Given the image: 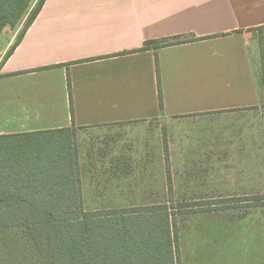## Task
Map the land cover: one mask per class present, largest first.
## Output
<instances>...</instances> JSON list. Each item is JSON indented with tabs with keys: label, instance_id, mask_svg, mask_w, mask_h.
<instances>
[{
	"label": "crops",
	"instance_id": "1",
	"mask_svg": "<svg viewBox=\"0 0 264 264\" xmlns=\"http://www.w3.org/2000/svg\"><path fill=\"white\" fill-rule=\"evenodd\" d=\"M261 28L264 0H46L9 56L2 32L0 135L72 130L90 213L130 208L132 182H160L167 159L187 184L258 167ZM177 38L198 41L146 48ZM208 257L193 264H227Z\"/></svg>",
	"mask_w": 264,
	"mask_h": 264
},
{
	"label": "trees",
	"instance_id": "2",
	"mask_svg": "<svg viewBox=\"0 0 264 264\" xmlns=\"http://www.w3.org/2000/svg\"><path fill=\"white\" fill-rule=\"evenodd\" d=\"M32 0H0V34L16 28ZM46 0L31 14L11 55ZM198 41L167 39L154 49ZM6 56V57H7ZM159 103L163 98L156 63ZM264 84V48L261 47ZM72 130L0 135V264H14L12 240L41 264H182L179 225L167 205L86 212L78 145ZM184 211V210H183ZM200 211H193L196 213ZM186 214V213H184ZM10 240V241H9ZM21 256L29 255L22 251Z\"/></svg>",
	"mask_w": 264,
	"mask_h": 264
},
{
	"label": "rangeland",
	"instance_id": "3",
	"mask_svg": "<svg viewBox=\"0 0 264 264\" xmlns=\"http://www.w3.org/2000/svg\"><path fill=\"white\" fill-rule=\"evenodd\" d=\"M39 2L40 0L31 1L17 28L4 29L9 36L13 33L14 37L17 35L15 44ZM18 27L20 31L16 34ZM256 35L260 48H264V28ZM3 38L6 36H2L1 33L0 51L2 45L5 46L7 43ZM257 74L260 90L264 95L260 65L257 67ZM260 109L264 116V105ZM166 132L164 127V160L169 155ZM168 162V159L164 161V175L160 182L142 185L132 182L131 191L129 194L125 193L128 198L124 201L131 203L130 208L160 205L169 207L170 213L176 216L179 225L182 264H193L204 255L211 256L208 260L217 259L219 256L222 259L226 256L227 264H264V157L259 160L258 167H229L225 178L221 180L217 174L215 181L209 183L173 182L170 167L166 166ZM174 186L177 189H174ZM206 194L221 196L209 198L195 196ZM186 195L191 197H184ZM193 211L200 212L191 213ZM20 235L21 232L14 231L2 236L4 243L8 242V238L12 240L14 253L12 250L9 253L10 256H14V264H41L32 256L29 246L27 249L24 247L21 249L14 243V239ZM22 251L29 255L27 259L21 256ZM218 261L219 259L216 263Z\"/></svg>",
	"mask_w": 264,
	"mask_h": 264
}]
</instances>
